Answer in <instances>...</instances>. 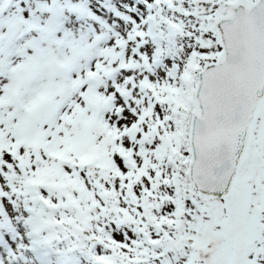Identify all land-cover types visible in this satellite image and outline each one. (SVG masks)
Returning <instances> with one entry per match:
<instances>
[{"label":"snow or ice","instance_id":"1","mask_svg":"<svg viewBox=\"0 0 264 264\" xmlns=\"http://www.w3.org/2000/svg\"><path fill=\"white\" fill-rule=\"evenodd\" d=\"M0 264H264V0H0Z\"/></svg>","mask_w":264,"mask_h":264}]
</instances>
